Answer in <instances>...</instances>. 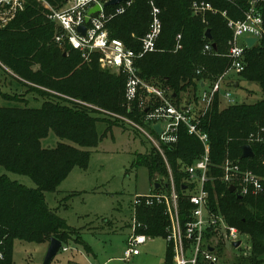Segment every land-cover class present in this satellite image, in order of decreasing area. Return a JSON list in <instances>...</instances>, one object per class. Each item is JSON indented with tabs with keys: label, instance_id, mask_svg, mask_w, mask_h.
<instances>
[{
	"label": "trees",
	"instance_id": "16d2710c",
	"mask_svg": "<svg viewBox=\"0 0 264 264\" xmlns=\"http://www.w3.org/2000/svg\"><path fill=\"white\" fill-rule=\"evenodd\" d=\"M46 1L55 8L66 4V0ZM151 1L160 9L161 33L156 51L136 60L139 75L143 81L168 90L177 105L186 100L196 101L200 81L216 79L230 64L226 56L231 38L227 18L242 19L251 0H133L123 13L113 14L107 21L110 37L122 40L135 51L140 50V39L151 22ZM193 2H207L214 11L194 13ZM116 7L107 6L105 11L112 13ZM258 7L264 21V0L258 2ZM206 29H210L212 41L205 37ZM55 32V24L46 18L41 4L33 0L0 27V64L27 91L43 99L40 106L33 107L21 94H2L14 104L0 106V166L29 176L35 187L0 175V264H12L15 240L43 243L55 237L62 242L61 249L66 241L73 240L89 251L78 230L48 206L44 193L56 191L74 167L86 168L90 148L98 145L112 125L124 122L78 101L147 126L143 121L145 107L139 108L137 101L131 110L125 105L126 77L101 69L98 55L91 56L87 62L67 44L54 42ZM179 34L182 47L174 51ZM208 42L215 43L216 48L205 53L203 47ZM244 60V70L237 82L255 83L261 96L253 103L240 102L222 108L217 96L201 118L200 127L208 136L210 157L205 189L210 210L221 214L230 226L248 237L249 264H262L264 187L257 194L249 193L238 199L236 193L228 191V186L236 182L228 183L222 178L223 163L229 159L242 170L260 176L264 186V36L246 48ZM190 91V97L183 96ZM99 122L105 126L102 134L97 131ZM50 131L61 141L54 147H43L41 140ZM244 144L251 147L253 156L241 157ZM203 152L199 139L181 126L177 142L164 146L166 162L153 146L134 156L133 165L147 168L153 191L170 190L169 176H172L183 222L190 218L193 209L187 195L193 184L186 181L184 169ZM134 218L140 224L138 233L166 239L169 222L164 205L138 206ZM163 264H173V248L168 243Z\"/></svg>",
	"mask_w": 264,
	"mask_h": 264
},
{
	"label": "built area",
	"instance_id": "2783aa9c",
	"mask_svg": "<svg viewBox=\"0 0 264 264\" xmlns=\"http://www.w3.org/2000/svg\"><path fill=\"white\" fill-rule=\"evenodd\" d=\"M29 1L0 0V27H4L19 12L23 11ZM33 1L49 9L48 19L56 27L54 42L60 45L67 44L78 51L84 61H89L91 56L98 55L99 64L103 69L126 77L125 105L128 110H131L133 103L137 101L139 108L145 107L143 121L148 129L145 135L152 146L162 155L165 162L164 146H171L177 142L181 126H184L190 135L197 137L203 145L202 156L184 169L187 175L186 181L193 184L191 188L195 189V192L189 195V201L193 205L190 218L185 222L181 221L178 213V196L171 175L169 176L170 190L167 194L158 191L148 195L136 193L132 200L133 224L126 240L123 258L129 259L138 255L140 253L138 247L147 240L145 234L137 232L140 224L136 223L134 218L136 207L161 204L165 206V214L168 216L166 241L173 248V264H209L210 262L216 264L215 248L204 240L205 233L211 230L219 218L210 211L208 205L205 183L209 180V144L207 134L200 127V120L212 107L217 96L224 103H235L231 94L233 81L231 82L230 78L238 76L244 70L245 50L248 48L245 38L254 37L258 42L264 36V21L258 7L260 0H251L242 19L227 18V26L231 30L226 54L230 61L229 66L216 79L200 81L201 87L196 101L194 99L186 100L178 105L169 97L168 90L143 81L136 67L137 59L156 51L157 40L161 33L160 9L152 1L150 2L151 22L148 31L140 39V50L138 51L127 47L122 40L110 37L106 27L107 21L111 19L113 14L123 13L133 0L120 2L112 13H107L103 6L108 0H67L62 8H53L46 0ZM95 5L99 6V11L89 13ZM192 9L194 13H200L204 10L214 11L207 2H193ZM87 17L89 20L86 23ZM81 25L86 27L84 35L78 32V27ZM180 38L181 35H177L174 51L182 47ZM212 50L213 47L210 42L203 47L205 53ZM199 72L200 70H197V73ZM202 83L203 85H201ZM61 96L68 98L64 95ZM78 102L105 115L118 118L129 125L142 126L126 116L109 112L85 102ZM155 123L161 124L162 133L158 134L153 129L152 126ZM222 169L224 172L222 178L225 182H236L235 193L243 196L249 193L257 194L263 190V180L252 171L242 170L238 163L226 159ZM221 222L229 230L230 243L234 241H241L242 243L243 238L238 240V231L228 226L223 220ZM208 247H213L214 250L211 251ZM62 249L66 250L67 248L62 247ZM0 258H2V254H0Z\"/></svg>",
	"mask_w": 264,
	"mask_h": 264
},
{
	"label": "rangeland",
	"instance_id": "374dc122",
	"mask_svg": "<svg viewBox=\"0 0 264 264\" xmlns=\"http://www.w3.org/2000/svg\"><path fill=\"white\" fill-rule=\"evenodd\" d=\"M42 7L48 19L49 9ZM99 67L103 69L100 64ZM6 69L0 64V106L14 104L2 96L5 93L21 94L29 100V106H40L43 99L37 93L27 91ZM237 77L230 78L231 82L233 81L230 82L233 101L253 103L258 100L261 96L258 85L240 80L235 87ZM191 93L187 92L183 96L190 97ZM220 103L221 108L228 105L222 100ZM104 127L102 122L97 124L99 134L103 133ZM145 132H148V129L144 126L115 123L98 145L90 148L91 156L86 168L74 167L59 183L56 191L44 193L48 206L64 218L69 226L78 230L89 249L88 251L84 245L68 240L63 246L67 249L59 250L50 264L164 263L167 241L163 237L148 236L145 243L138 247V256L123 258L126 240L133 224V196L136 192H148L153 187L147 168L133 165L136 153H145L152 147ZM59 141L61 140L50 131L47 137L41 140V144L43 147H54ZM0 175H6L27 187H35L29 176L8 171L2 166ZM158 177L164 181L163 177ZM158 192L167 194L168 190ZM194 192V188L188 189L187 195ZM213 213L219 219L211 230L205 233L204 240L215 248L216 264H249L251 249L248 237L236 229L238 240H243L239 247H233L229 241V230L223 226L221 220L230 225L221 214ZM48 245V241L33 243L15 240L11 254L12 264H43ZM256 263L259 262L254 264Z\"/></svg>",
	"mask_w": 264,
	"mask_h": 264
},
{
	"label": "water",
	"instance_id": "95a60500",
	"mask_svg": "<svg viewBox=\"0 0 264 264\" xmlns=\"http://www.w3.org/2000/svg\"><path fill=\"white\" fill-rule=\"evenodd\" d=\"M67 1V0H66ZM123 1H129V0H108L107 2L104 3V7H107V6H112V5H117L119 4L120 2H123ZM96 11H99V6L98 5H95L90 11L89 13H95ZM88 17L86 18L85 22L87 23L88 22ZM85 31H86V27L85 25H81L78 27V32L81 34V35H84L85 34ZM205 37L207 39H209L210 41H212V36H211V33H210V29H206L205 31ZM257 42V39L254 38V37H246L245 38V43L247 45L248 48H251L255 43ZM212 47L213 49L216 48V45L215 43H212ZM203 85V83L201 84ZM237 86V83L235 84V87ZM153 129L158 133H162V127H161V124L160 123H155L153 124ZM241 157L242 158H246V157H251L253 156V151L251 149V147L248 145V144H244L242 145L241 147ZM158 184L156 183L155 184V188H158ZM228 191L230 193H235V185L233 184H230L228 186ZM236 197L238 199H241L242 196L237 194L236 193ZM49 245H48V248H47V251H46V254L44 256V259H43V264H50V262L52 261L53 257L58 253V251L61 249V246H62V242L55 238V237H51L49 240ZM233 247H239L241 245V241H234L231 243ZM209 250L213 251L214 248L213 247H208ZM209 264H215L214 262H210Z\"/></svg>",
	"mask_w": 264,
	"mask_h": 264
},
{
	"label": "crops",
	"instance_id": "0c3cea01",
	"mask_svg": "<svg viewBox=\"0 0 264 264\" xmlns=\"http://www.w3.org/2000/svg\"><path fill=\"white\" fill-rule=\"evenodd\" d=\"M149 192L151 193V192H153V191L150 190V191H148V192H136V193H139V194H142V195H143V194H148ZM136 193H135V194H136ZM138 255H139V254H138ZM138 255H135V256H138Z\"/></svg>",
	"mask_w": 264,
	"mask_h": 264
}]
</instances>
